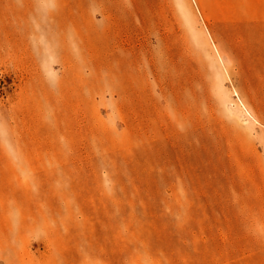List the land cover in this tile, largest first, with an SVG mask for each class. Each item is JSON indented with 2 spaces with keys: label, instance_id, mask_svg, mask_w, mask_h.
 Listing matches in <instances>:
<instances>
[{
  "label": "rangeland",
  "instance_id": "374dc122",
  "mask_svg": "<svg viewBox=\"0 0 264 264\" xmlns=\"http://www.w3.org/2000/svg\"><path fill=\"white\" fill-rule=\"evenodd\" d=\"M0 264H264V0H0Z\"/></svg>",
  "mask_w": 264,
  "mask_h": 264
},
{
  "label": "bare ground",
  "instance_id": "6f19581e",
  "mask_svg": "<svg viewBox=\"0 0 264 264\" xmlns=\"http://www.w3.org/2000/svg\"><path fill=\"white\" fill-rule=\"evenodd\" d=\"M248 110V109H247Z\"/></svg>",
  "mask_w": 264,
  "mask_h": 264
}]
</instances>
